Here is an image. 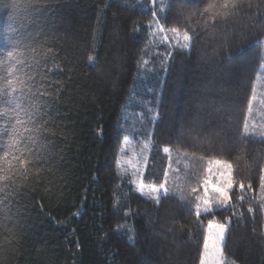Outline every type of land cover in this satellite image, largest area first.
<instances>
[{
  "label": "trees",
  "instance_id": "16d2710c",
  "mask_svg": "<svg viewBox=\"0 0 264 264\" xmlns=\"http://www.w3.org/2000/svg\"><path fill=\"white\" fill-rule=\"evenodd\" d=\"M222 2L163 0L165 40L148 26L150 0H0V55L21 42L34 91L47 93L31 157L40 163L26 179L0 182V264H200L213 217L197 221L189 188L203 194L202 168L215 160L232 163L237 185L235 214L214 215L232 217L227 264H264V0H241L214 22L193 14ZM173 27L189 29L190 51L176 46ZM128 143L146 185L168 172L159 205L120 165ZM6 146L0 127V154ZM240 181L255 190L242 202Z\"/></svg>",
  "mask_w": 264,
  "mask_h": 264
},
{
  "label": "snow or ice",
  "instance_id": "6c2138e0",
  "mask_svg": "<svg viewBox=\"0 0 264 264\" xmlns=\"http://www.w3.org/2000/svg\"><path fill=\"white\" fill-rule=\"evenodd\" d=\"M150 4L153 9L151 11L152 20L149 21L148 26H154L157 33H165L164 39L167 40L165 27L157 15L158 11H164L163 0H161L158 8L155 7L157 0H150ZM240 5L241 0H223L221 4H209L203 12H194L193 14H198L200 17L208 15L209 19L214 22L217 16L226 18L232 15ZM169 31L177 37L175 44L180 50H191L193 36L190 34L189 29L185 28L181 31L180 28L173 27ZM24 47H27V45H24ZM31 51L35 50L31 49ZM49 51H51L50 48ZM170 57L171 52L165 54L166 59ZM88 59L93 61L95 58L89 56ZM31 68L32 66L24 59L21 42L19 41L11 50H6L3 55H0V105H4L0 107V119L5 121L0 127H3L4 131L7 132V146L0 154V182L13 180L17 175L26 179L29 174V164L36 166L40 163L38 160H32L31 157L36 155L32 148L36 144L39 133L43 128L41 123L43 119L41 116L42 107L39 105V100L47 93L34 91L36 82L35 77L31 75ZM158 118L159 112L154 113L153 122ZM242 132L245 138L254 135L249 132L247 122L244 124ZM260 139L264 140V133L260 134ZM163 151L170 153L171 149L164 147ZM192 155L195 156V153ZM146 160L147 158L145 157V163ZM213 163L216 165L218 177L212 176L211 165ZM209 165L208 174L202 180L203 194H198L201 191V187L191 186L189 188V192L195 194L191 208L194 209L197 221L200 222L199 218L203 215L213 217L207 222L200 264H227L224 242L228 224L231 222L232 217H225V222L220 223L215 221L214 215L215 212L224 209L235 214L236 204L232 202V189L237 185L234 182L231 162L215 160L214 162L209 161ZM169 167H171V164H169ZM261 173L258 204L261 213L264 214V168L261 169ZM136 175L138 177L135 181L136 190L142 196L159 205L161 197L167 196L169 193V189L166 186L168 184V172H164V178L161 183L150 185L145 184L142 172H138ZM238 188L241 193L238 200L241 202L245 201L244 192L246 190L255 192L251 183L246 186L243 181L238 183ZM0 191H3V188H0ZM179 198L185 201L186 207L189 206L182 189ZM255 198V196L249 197V199ZM247 211L254 216L256 209L249 204ZM129 239L131 240V237Z\"/></svg>",
  "mask_w": 264,
  "mask_h": 264
},
{
  "label": "rangeland",
  "instance_id": "374dc122",
  "mask_svg": "<svg viewBox=\"0 0 264 264\" xmlns=\"http://www.w3.org/2000/svg\"><path fill=\"white\" fill-rule=\"evenodd\" d=\"M126 154H124V155H126V157H122L123 159L121 160V163H120V165L123 167V165H126L132 172H139L140 171V166H139V164H140V162H141V159H143L142 158V155H139V153H137L135 150H134V148H132L131 146H130V144L128 143V145L126 146ZM123 155V156H124ZM143 162V161H142ZM215 167V169H216V165L214 164V166L213 167H211L212 169ZM202 171L204 172V174L201 176V177H204V176H207V169L206 168H202ZM206 172V173H205ZM214 174H216V177H218V173H217V171H216V173H214ZM201 177H200V179L199 180H202L201 179Z\"/></svg>",
  "mask_w": 264,
  "mask_h": 264
}]
</instances>
